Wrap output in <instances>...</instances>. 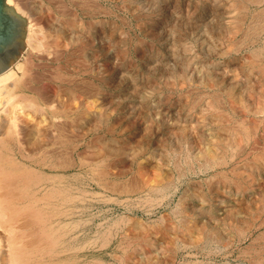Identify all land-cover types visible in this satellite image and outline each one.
Instances as JSON below:
<instances>
[{
	"label": "rangeland",
	"instance_id": "rangeland-1",
	"mask_svg": "<svg viewBox=\"0 0 264 264\" xmlns=\"http://www.w3.org/2000/svg\"><path fill=\"white\" fill-rule=\"evenodd\" d=\"M231 1L13 0L9 4L13 8L16 4L27 20L32 44L39 43L34 47L39 51L26 47L16 63L29 66L25 76L32 78L33 86L50 95L60 85L54 76L66 75L86 91L75 92L79 97L74 102L81 98L77 107L90 105L111 112L112 127L116 125L112 130L82 129L87 135L71 156L73 166L51 171V176L67 182L73 194L65 238L77 246L74 253L82 263L264 264V72L260 66L264 56L253 54L264 47V16H259L264 14V0L256 1L258 6L250 0ZM239 3L246 16L240 17L241 25L236 19L241 14L235 10ZM51 16L79 26V34L68 26L61 32L63 54L47 45L53 35L48 29ZM15 65L11 68L22 79L24 66L19 71ZM255 66H260L259 72ZM236 101L240 103L235 105ZM240 121L245 123L241 126ZM236 123L252 128L247 129L248 142L247 136L242 137L244 143L238 145L225 132ZM97 141L108 143L111 156L104 161L112 160L115 169L104 179L106 184L91 172L92 165H84ZM224 141L232 143L227 150L220 149ZM219 158L223 164L217 163ZM238 174L247 179L242 182ZM158 179L165 190L148 192Z\"/></svg>",
	"mask_w": 264,
	"mask_h": 264
},
{
	"label": "bare ground",
	"instance_id": "bare-ground-1",
	"mask_svg": "<svg viewBox=\"0 0 264 264\" xmlns=\"http://www.w3.org/2000/svg\"><path fill=\"white\" fill-rule=\"evenodd\" d=\"M243 1H245V0H242V2ZM250 1H253V2L257 1L258 2L259 0H250ZM23 2H24V0H23ZM234 2L236 3V1H234ZM245 2H243V3L245 4ZM257 2H256V4H257ZM261 2L262 1H260L259 3H261ZM7 3L12 4L13 0H7ZM31 4H32V2H31ZM40 4H41V2H40ZM57 4H59V3H57ZM15 5L16 4H14V8H16L15 10H17V12L19 13L20 9H19V7L18 8L15 7ZM242 5L243 4H240L238 7L236 6L237 8H235V10L237 9L240 12V14L244 13V8L241 7ZM249 5H250V3H249ZM254 5H255V3H254ZM31 6H33V5H31ZM257 6H258V4H257ZM244 7H245V5H244ZM36 8H38V7H36ZM246 9H247V7L245 8V12L247 11ZM260 9L258 10V13L260 12ZM59 11H61V10H59ZM263 11H264V8L262 9V12ZM50 12H48V14ZM237 12H236V14L239 13V12L238 13ZM242 14L239 16V18L235 17L236 19H238V21L236 20L237 24H240V25L243 24L242 20L240 21V17H243L245 14L243 16H242ZM253 14L255 17L256 16L255 13H253ZM34 15H35V13H34ZM259 16H264V14H262V15L260 14ZM259 16H257V19ZM41 17H38V18H41ZM53 17L51 18V20L49 21V24H48V29L50 30L51 33H53V35L52 36L47 35V36H49L50 40H49L48 44L47 43L46 44L48 45L49 49H52L55 53L63 54L64 51L66 50V48H64V46L59 43V39H61V37H60L61 32L65 28H67V26H68L69 27L68 30L70 29V30L75 31L79 34L80 33V31L78 30L79 26L77 24H75L76 22H74V21L65 22L62 19L56 18V16L54 18ZM243 18H241V19H243ZM245 18H246V16H245ZM252 19H253V17H252ZM74 20H75V18H74ZM260 20L261 19H259L258 21L260 22ZM238 22H240V23H238ZM258 24L259 23H257V25ZM79 25H81V24H79ZM253 25H255V24H253ZM233 27H235V26H233ZM237 27H239V26H237ZM249 27H252V26H249ZM30 28H31V26H30ZM252 28H255V27H252ZM256 29H258V28H256ZM237 30L238 29H236V31ZM247 30L249 31V29H247ZM247 30H246V33H248ZM255 31L257 33V30H255ZM81 34H82V32H81ZM82 35L78 37L77 41L79 43H81V39L83 38ZM74 36H75V34H74ZM245 36L246 35H244V40H245ZM253 36H254V34H253ZM246 38H247V36H246ZM31 40H32V38L30 35L29 27H28L27 35H26V39H25L26 47L31 48L30 46H32L33 48L34 47L38 48L39 43L37 44L35 42L36 44L34 43L35 44L34 45V44H32ZM44 43H45V41H44ZM42 45L45 48V45L43 43H42ZM47 45H46V47H47ZM83 45L84 44L82 43V46ZM40 48H41V46H40ZM47 48H46V50H47ZM35 50H37V49H35ZM79 50H80V48H79ZM37 51H39V50H37ZM43 51H44V49H43ZM253 54L255 57L258 55L264 56V47L258 49ZM251 57H253V56H251ZM257 58L259 59V57H257ZM251 59H254V58H251ZM254 60H256V58ZM30 63H32V62H30ZM250 63H255V61L254 62L251 61ZM22 66H24V65L20 66V63H18L15 65V67H16L15 69L20 71L22 69ZM260 66L263 70L261 72H264V69H263L264 65L263 66L260 65ZM260 66H255L256 71H258L257 68L259 69ZM56 68H58V67H56ZM13 69L14 68H10L7 72L0 75V85H1V90H0V264H95L93 262V260L90 261L89 263H82L79 260V256L74 253L78 249L77 246L73 245V244H69L67 242L68 240H66V238H65L66 234H67V229H66V224H65L66 216H68L67 208H68V206H71L74 204L73 194L71 192H69V190L67 189V186H68L67 182L62 177L51 176V171L56 172L57 170H62V169H66L68 167H71V165L73 163V161H71L72 160L71 156L74 153V151L77 149V146L79 144V140H81V137L85 134L82 132L83 130H85L86 132L87 131H94V130H98V128L101 129V127H105V129H107V130H112L113 127H115L116 125H113V127H112V124H111L112 120L110 121V117H111L110 113L111 112L108 113L107 111H103L101 109L95 110V108H94L95 106L90 107V105H89V107H87L85 109L77 107L76 103L79 104V102H80V104H81V98H80V100L77 99L78 102L76 101V103H75L74 102L75 99L79 97V95H77V93H75V92L80 91V93H83L82 91H84V89H83L84 87L83 88L78 87V86H80V84L75 83L76 80L74 81L75 84H73L72 80L70 78H67L68 76H66V75L61 76V73H59V75L54 76V77H56L55 79L58 81V83H60L59 87L56 86L58 88V92L56 90V92L53 93V91H54L53 90L52 91L53 94L45 95L43 93H40L39 89L36 88L35 86H33V82L31 81L32 78H31V80H30V78L29 79L26 78L25 75H27L28 71H30L29 66L27 64H25V66L22 69L23 70V74H22L23 78L22 79L17 76L16 72H13ZM51 74H53V73H51ZM31 75H34V74L32 73ZM53 75H55V74H53ZM261 75H262V73H261ZM263 76H264V74H263ZM36 78H35V80H37ZM212 85H213V83H212ZM87 87H85V88H87ZM91 87L89 85V88H91ZM80 89L81 90L83 89V90L81 91ZM41 91H42V89H41ZM84 92H86V91H84ZM91 92H92V90H91ZM71 94H73V95H71ZM214 95H216V94H214ZM76 96H78V97H76ZM229 99H231V98H229ZM235 100H236V98H235ZM217 102H218V98H217ZM233 102H234V100H233ZM238 102L239 101H236L235 105H238L240 103V102L239 103ZM231 103L232 102L230 101V104ZM214 105H215V102H214ZM262 106L264 107V105H262ZM262 106H261V108L263 109ZM261 108H260V110H261ZM216 109H219V108L216 107ZM231 109H233V107ZM215 111L216 110H214V112ZM219 111H220V109H219ZM261 112H260V114H261ZM263 112H264V109H263ZM44 113L48 114V115L45 116ZM219 113H221V112H219ZM212 116H214V115H212ZM215 116H216V114H215ZM215 116H214V118H215ZM48 118L50 120H48ZM221 118L224 119L225 117L224 118L221 117ZM217 119H218V117H217ZM242 119H244V118H242ZM218 120H220V119H218ZM215 121L216 120H214V122ZM224 121H227V120H224ZM233 121H236V120H232V122ZM242 121H240V123H242L241 126L245 123V122L243 123ZM244 121H246V120H244ZM257 121H259V119ZM217 122L220 123L221 121H217ZM255 122H256V120H255ZM226 123H229V120ZM234 123H232V124H234ZM237 123H239V122L237 121ZM237 123H236V126L233 125V126H235V128L231 129L229 127V130L226 129L227 131H225V130L224 131L228 132V134H230L229 137L233 138V140L235 139L236 140L235 143L240 145V143L243 142L242 141L243 139L241 140V138L242 137L246 138V136L249 134L247 132L249 130H251L252 128L250 126H248V127H250V129L247 131L248 127H247V129H246L245 125H244L245 128H242L240 126L237 127L239 125V124L237 125ZM249 124H247V125H249ZM260 124L259 123H258V125L256 124L257 125L256 127H259ZM229 126H230V124H229ZM223 127H226V126H223ZM256 129L257 128L254 129L255 132H256ZM252 132H254V131L252 130ZM262 132H263V130H262ZM81 133H83V134L81 135ZM219 134L220 133L216 132V135H219ZM85 135H87V134H85ZM252 135H254V134H252ZM252 135H251V137H252ZM224 138L226 140V137H224ZM248 138L249 137L247 136V142H248ZM214 141H215V139H214ZM245 141H246V139H245ZM96 143L98 144V146L92 147V150H91L92 153L88 152L90 154L89 156L92 157V158H90L91 160L85 161V163L86 162L87 163L84 165H89L90 167L92 165V171L91 172H93V173L95 172V176L100 178V180L99 179L98 180L101 181L102 179L104 180L107 177H111L110 174L114 168L112 167L113 164H110L112 162V160H109V161H111V162H109V164L107 163V161H106L107 164L104 161V159H106V157L108 158L109 156H111V155H109V151L107 148L108 143H104L103 141H97ZM213 143H214L213 145L219 144L218 142H216V143L213 142ZM221 143H222L223 147L221 146L220 149L225 148L226 150H227V148H229L228 146H231V144H232L231 143L230 145H228V143L225 141L221 142ZM246 144L248 145V143H246ZM235 146L237 147L236 144H235ZM217 147H219V146H217ZM236 147H234V149ZM212 148L214 149L215 147H211V149ZM116 150H117V148H116ZM214 150H216V149H214ZM226 150H225V152H226ZM87 151H88V149H87ZM206 152H208V151H206ZM231 152H234V151L231 150ZM238 152H240V151L238 150ZM263 152H264V150H263ZM204 155H202V158ZM258 155H259L258 157L260 158V154H258ZM84 156H85V153H84ZM205 156H206V158L208 157L207 155H205ZM219 156H221L220 153H219ZM256 156L253 157V159L255 161L258 158V157L256 158ZM113 157H115V156L113 155ZM82 158H84V157H82ZM212 158H210V159H212L211 162L213 163V161L215 159H214V157H212ZM220 158H219V160H220ZM231 158H233V157H231ZM259 158L257 159V161L259 160ZM263 158L264 157L262 155V160H263ZM116 159H118V158H116ZM207 159H209V158H207ZM79 160H78V162H79ZM203 160H204V158H203ZM219 160H217V161H219ZM254 160H253V162H255ZM220 161L221 162H217V163H220V164L222 162L224 163V161L222 159ZM260 161H261V158H260L259 162ZM83 162H82V164H83ZM113 162H114V160H113ZM185 162H186V160H185ZM259 162H257V163H259ZM209 163H210V161H209ZM82 164L80 163V165H82ZM187 164H186V167H187ZM208 165H210V164H208ZM250 165H251V163H250ZM262 165H263V162H262ZM216 166H218V165H215V167ZM116 167H117V165H116ZM210 167H211V165H210ZM253 167H254V165L252 164L251 168H253ZM179 168H177V169L179 170ZM212 169H213V167H212ZM117 172H118V170H117ZM183 172H184V170H183ZM234 172L235 171L233 170L230 173L235 175ZM242 173L243 172H241V174ZM224 174L225 173H223V175ZM241 174H238V176L243 178L242 177L243 174L242 175ZM92 175L93 174H91V176ZM221 175H222V173H221ZM119 176H121V175H119ZM164 176H167V175L164 174ZM245 176L247 177L248 175L245 174ZM92 177H94V176H92ZM233 177H235V176H233ZM210 178H209V180H210ZM214 179H215V176H214ZM222 179H224V178H222ZM226 179H227V177H226ZM246 179L243 178L241 181L244 182ZM249 179H250V177H249ZM159 180L160 179H158V181ZM213 180L211 182H213ZM219 180L221 181V179L218 178V181ZM162 181L161 182L155 181V183L157 182V184H155L154 182H153L154 184L150 182L153 185L148 186V192L151 191L152 193H154V192H161V191H163V189L165 190V188H164L165 183H162ZM166 181L168 183L169 179L167 178ZM224 181L226 182L227 180H224ZM252 181H253V179H252ZM103 182H105V184L107 183V181H105V180ZM150 183H148V184H150ZM111 184H112L111 188H113L114 183L112 182ZM212 184H214V183H211L210 185L212 186ZM231 184L235 185V184H240V183L238 181V183H231ZM249 184H250V182H249ZM105 187L107 188V185ZM216 187H217V183H216ZM243 187L245 189V186H243ZM233 188H236V187H233ZM237 188L239 191L240 187H237ZM124 189H126V188H124ZM122 190H123V188H122ZM127 190H125L126 192L125 191L124 192L127 193L128 192ZM145 191L147 192V190H145ZM213 192H215V191H213ZM244 193H245V190H244ZM235 230H236V228H235ZM236 231H238V229ZM187 233H188V231H187ZM262 235H264V234H262ZM207 236L209 238V235H207ZM263 237H261V238H263ZM144 239H145V237H144ZM259 240L261 241L260 238H259ZM259 240H255V241L259 242ZM257 250H254V251L259 252V250L258 251ZM261 250H264V248L262 249V247H261ZM254 251H253V253H254ZM258 255H259V253H258ZM258 255H256V256L258 257ZM261 259H262V257H261ZM257 260H256V262H257Z\"/></svg>",
	"mask_w": 264,
	"mask_h": 264
},
{
	"label": "water",
	"instance_id": "water-1",
	"mask_svg": "<svg viewBox=\"0 0 264 264\" xmlns=\"http://www.w3.org/2000/svg\"><path fill=\"white\" fill-rule=\"evenodd\" d=\"M27 20L0 0V75L15 65L25 51Z\"/></svg>",
	"mask_w": 264,
	"mask_h": 264
}]
</instances>
